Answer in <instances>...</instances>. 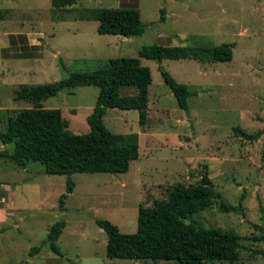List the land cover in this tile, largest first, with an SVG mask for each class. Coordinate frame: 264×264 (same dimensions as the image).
<instances>
[{
    "label": "rangeland",
    "instance_id": "374dc122",
    "mask_svg": "<svg viewBox=\"0 0 264 264\" xmlns=\"http://www.w3.org/2000/svg\"><path fill=\"white\" fill-rule=\"evenodd\" d=\"M117 7L138 10L142 34L96 33L92 11ZM0 12V76L8 68L13 72L0 84V131L7 118L31 107L13 99L19 85L90 72L111 58H137L146 45L233 44L231 60L223 63L139 59L151 77L145 125L137 124L135 110L107 109L102 117L111 133L137 135V159L125 173L71 175L74 186L60 207L65 176L47 175L36 162L19 169L0 159V264H176L107 259L105 234L93 221L104 219L119 233H134L139 206L164 200L175 186L197 184L202 172L225 203L236 205L243 195L241 215L220 211L214 201L191 216L197 227L238 238L235 262L207 264H264L261 254L253 253H264V243L252 238L258 234L253 225L264 228V0H73L63 7L53 6L52 0H0ZM22 43L34 50L27 51L28 58H15L24 53ZM157 66L196 91L187 99V112L177 107ZM96 93L93 86H78L41 106L60 110L69 133L84 134ZM133 93L129 87L119 89L120 96ZM233 127L253 137L244 139ZM58 220L64 221L55 242L62 257L46 244L29 255Z\"/></svg>",
    "mask_w": 264,
    "mask_h": 264
},
{
    "label": "trees",
    "instance_id": "16d2710c",
    "mask_svg": "<svg viewBox=\"0 0 264 264\" xmlns=\"http://www.w3.org/2000/svg\"><path fill=\"white\" fill-rule=\"evenodd\" d=\"M72 2L52 0L53 6L57 7L68 6ZM162 13L163 9H160V21L163 20ZM91 16L97 22L96 33L100 35L127 37L143 32L137 9L98 8L92 11ZM232 47L231 43L194 47L146 45L138 50L137 58H111L102 68L90 72L71 73L51 83L19 85L14 90L13 99L29 103L31 107L6 119L4 130L0 131V144L11 148L1 149L0 159L11 162L19 169L36 162L47 175L65 176L64 193L57 200L60 207L74 186L69 178L71 175L125 173L130 163L137 159V135L111 133L104 126L102 117L107 109L135 110L137 124L140 127L145 125L151 77L149 69L140 65L139 59L158 63L164 59L223 63L231 60ZM20 48L24 53L16 56L19 58H28L27 51L34 50L24 44ZM157 71L177 107L187 112V99L196 95V91L177 83L161 66H157ZM78 86H93L97 93L94 105L85 117L87 132L71 134L66 129L67 122L60 110L42 108L41 101ZM121 87L132 88L134 93L120 96ZM232 131L244 139L253 137L238 127H233ZM242 198L241 194L236 205L225 203L215 192L206 172H202L197 184L175 186L167 192L164 200L154 202L150 207L139 206L134 233H119L113 224L104 219H94L93 222L105 234L104 255L107 259L161 260L176 264H207L214 261L233 263L238 259L241 249L238 238L217 229L197 227L191 216L209 208L214 201L218 203L220 211L241 215ZM63 227V220L52 223L39 245L30 248L29 255L37 254L40 247L46 244L54 255L62 257L55 242ZM253 228L258 231L252 237L253 240L264 243V228L259 225H253ZM253 253H259L264 258L262 251Z\"/></svg>",
    "mask_w": 264,
    "mask_h": 264
},
{
    "label": "crops",
    "instance_id": "0c3cea01",
    "mask_svg": "<svg viewBox=\"0 0 264 264\" xmlns=\"http://www.w3.org/2000/svg\"><path fill=\"white\" fill-rule=\"evenodd\" d=\"M4 23H5V21H4ZM6 33H3L2 35H5ZM8 35V34H7ZM9 35H11V34H9ZM13 35H18V36H20V35H23L24 36V34H22V33H17V34H13ZM19 42V41H18ZM19 43H21V42H19ZM23 44V43H22ZM24 45H26V44H24ZM6 50V49H5ZM6 54H7V50H6ZM15 58H18V57H15ZM11 60V59H10ZM7 62H9V61H7ZM13 70V69H12ZM1 74V73H0ZM2 74L3 75H1L0 76V84L2 85V82H4V83H7V81H9V79L10 78H12V74H13V72H11V73H9V68L7 69V70H5V71H2ZM0 148L1 149H3L4 147L1 145L0 146ZM0 149V150H1Z\"/></svg>",
    "mask_w": 264,
    "mask_h": 264
}]
</instances>
